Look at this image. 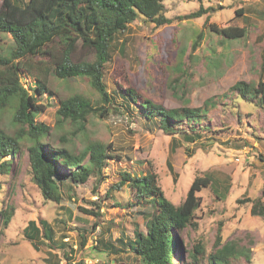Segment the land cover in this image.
Here are the masks:
<instances>
[{
  "label": "rangeland",
  "instance_id": "obj_1",
  "mask_svg": "<svg viewBox=\"0 0 264 264\" xmlns=\"http://www.w3.org/2000/svg\"><path fill=\"white\" fill-rule=\"evenodd\" d=\"M164 4L170 23L156 26L140 17L112 44L105 68L115 98L109 115L92 113L82 125L57 115L60 99L75 93L100 104L87 77L51 76L50 90L37 93L39 109L33 116L53 127L57 146L81 153L87 145L101 142L109 156L86 181H74L69 174L59 181L60 202L44 198L34 182L30 144L27 149L22 146V156L5 157L13 162L8 174L0 172V211L11 205L15 212L6 227L0 214V264H140L129 241L137 231L147 230L145 213L153 207L136 202L131 181L117 186L125 172L133 177L157 174L158 184L176 205L185 200L196 176L212 178L198 192L200 206L191 223L182 232L174 231L183 244L169 264L191 260L189 251L199 245L205 251L199 264H208L218 235L223 243L234 240L251 248L250 260L241 255L231 264H264V216L252 213L253 199L264 202V105L230 90L237 81L256 85L264 80V0H164ZM200 7L205 11L202 16L188 17ZM212 23L245 27L247 32L227 38L212 31ZM200 32L203 37L193 48ZM14 45L10 33L0 32L2 49ZM93 58L94 51L81 45L74 54V60ZM21 79L35 92L34 75L23 71ZM123 83L136 90L139 100L150 98L167 108L205 107L209 128L189 142L183 133L164 132L156 118L147 119L134 101L124 97ZM11 115V109H0L1 128L14 135L21 126L12 124ZM42 218L51 224L53 237L41 238L36 248L24 228L29 220Z\"/></svg>",
  "mask_w": 264,
  "mask_h": 264
},
{
  "label": "trees",
  "instance_id": "obj_2",
  "mask_svg": "<svg viewBox=\"0 0 264 264\" xmlns=\"http://www.w3.org/2000/svg\"><path fill=\"white\" fill-rule=\"evenodd\" d=\"M0 1V32L10 33L15 42L7 51L0 46V109H11L12 124L21 126L14 135L6 133L0 126V172L8 174L13 162V159L5 157L22 156V146L27 149V144H30L29 163L34 182L44 198L60 202L59 181L68 174L74 181H86L94 168L101 170L109 156L108 147L96 142L87 145L81 153H76L66 146H57L53 141V127L33 116L39 109L37 93L50 90L51 76L62 79L87 77L91 87L100 96V104L94 105L89 96L75 93L60 99L57 115L60 120L81 125L92 113L103 117L109 115L115 98L108 89L105 68L111 59L112 44L117 35L124 33L140 17L156 26L170 23L171 18L165 15L164 0ZM204 12L203 7H200L188 17H199ZM209 27L227 38L243 37L247 32L245 27L236 25L219 27L212 23ZM202 37L200 32L193 42V48ZM79 45L83 49L93 50L94 58L74 60ZM23 71L35 76V92H30L23 84ZM120 86L124 88V97L134 101L147 119L156 118L159 127L168 134L180 132L186 141H196L203 129L209 128L205 123V107L167 108L150 98L142 97L139 100L136 90L125 87V83ZM230 90L242 99H256L264 105V80L256 85L237 81ZM209 103L207 101L205 105ZM61 140L67 141V138L62 136ZM174 150L175 146H172ZM167 163L173 170L171 159ZM129 181L135 187L136 202L143 207H153L145 213L147 230L137 231L135 239L129 241L130 250L140 264H169L175 249L183 244L175 237L174 231L182 232L191 223L200 206L198 192L208 187L212 178L206 174L196 176L185 200L179 205L165 195L158 184L157 174L153 172L134 177L125 172L117 186ZM252 201V213L264 216L262 199L258 197ZM14 212L15 208L11 205L0 211L4 227L9 225ZM92 212L99 215V212ZM24 233L38 248L41 238L53 237V228L45 218L39 221L31 219ZM85 242L84 237L82 245ZM214 248L207 256L208 264H231L233 259L241 255H245L247 260L251 257L250 247L234 240L223 243L220 235ZM114 249L117 253L120 251ZM189 252L191 260H182L179 264H199V255L205 253L202 245ZM77 264H84V261Z\"/></svg>",
  "mask_w": 264,
  "mask_h": 264
}]
</instances>
